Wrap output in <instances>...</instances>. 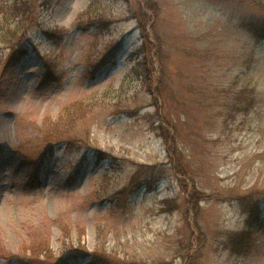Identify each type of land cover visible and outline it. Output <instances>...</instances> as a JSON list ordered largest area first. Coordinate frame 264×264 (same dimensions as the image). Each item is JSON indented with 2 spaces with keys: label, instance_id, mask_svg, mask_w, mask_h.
Returning <instances> with one entry per match:
<instances>
[{
  "label": "rangeland",
  "instance_id": "rangeland-1",
  "mask_svg": "<svg viewBox=\"0 0 264 264\" xmlns=\"http://www.w3.org/2000/svg\"><path fill=\"white\" fill-rule=\"evenodd\" d=\"M38 5L0 11V264H264V0Z\"/></svg>",
  "mask_w": 264,
  "mask_h": 264
},
{
  "label": "trees",
  "instance_id": "trees-1",
  "mask_svg": "<svg viewBox=\"0 0 264 264\" xmlns=\"http://www.w3.org/2000/svg\"><path fill=\"white\" fill-rule=\"evenodd\" d=\"M45 2H47V0H13L10 4H7L5 8L0 6V11L13 14L16 18L15 26L17 28L22 27L24 29V27H26V25L31 21V19H33V14L35 13L36 9L35 7L39 6V3L44 6ZM20 58V52L18 50L13 49L5 64L10 67L16 66ZM51 66L52 65L49 66L50 70L52 69ZM171 160L173 161V166L174 168H176L178 174L181 176H185L186 170L181 164V161L179 159L175 161L174 157ZM180 181L183 186H185L183 179H180ZM206 196L207 195L197 189L196 185H194V183L192 182V187L188 193L187 200L188 202L191 201V206L193 207V209H195V213H197L198 211L197 203H199L200 200ZM32 255V257H37L38 252L33 251ZM106 259L107 257L105 256H98L94 254L91 260L89 261V264H105L108 262Z\"/></svg>",
  "mask_w": 264,
  "mask_h": 264
}]
</instances>
